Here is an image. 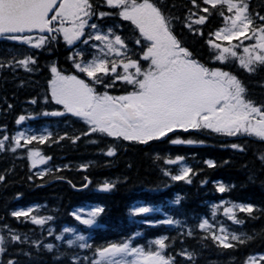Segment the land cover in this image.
I'll return each instance as SVG.
<instances>
[{
    "label": "trees",
    "instance_id": "1",
    "mask_svg": "<svg viewBox=\"0 0 264 264\" xmlns=\"http://www.w3.org/2000/svg\"><path fill=\"white\" fill-rule=\"evenodd\" d=\"M152 2L170 20L171 31L194 59L209 69L236 76L246 88L245 98L264 106V64L250 65L254 71L240 64V58L249 55L243 51L244 47H249L251 52L256 38L241 36L225 41L214 35L230 26L225 16H232L235 9L230 13L226 5L212 7L203 0H196L195 5L193 0ZM245 2L254 20L252 27L264 25V20L259 19L264 16V0ZM90 3L93 15L84 18L85 37L92 24L108 28L127 44L123 53L126 51L127 57L139 60L142 69H147L149 63L142 60L146 42L135 44L140 38L135 25L124 20L119 15L120 9L108 6L106 0H90ZM205 7L209 12L202 11ZM100 13L108 15L101 17ZM201 15L206 21L196 24L194 21ZM30 35L34 38L46 35L50 39L36 48L8 39V35L0 36V139L9 138L4 141L5 148L0 149L3 177L0 236L4 238L0 264H94L100 259L97 250L109 245L127 242L145 251H161L154 243L160 239L166 244L161 254L170 258V264H251L250 257H257V264H264V259L258 257L264 254V160L260 158L264 156V140L244 131L229 136L200 127L187 131L178 128L144 144L91 132V126L83 118L71 113L44 115L64 111L51 96V83L55 79L52 68L61 75H76L86 80L97 93L126 95L133 86L116 79L112 87H106L113 82V74L98 73L103 83H95L80 72L76 63L90 57L87 52L90 47H83L84 39L79 43L82 47L76 48L62 33ZM247 35H252L251 31ZM210 40L222 47H232L237 56L225 53L224 61L216 59L220 50L212 47ZM28 57L35 63H29L26 69L19 61ZM111 61L117 63L116 74L122 75L120 61L127 62V58L111 57L109 69ZM21 116L25 117L24 124L33 130L45 131L47 139L25 143L22 138L16 147ZM175 139L194 143L174 144ZM109 150L115 154L108 156ZM33 151L47 158L43 167L33 166ZM177 157L183 160L167 163ZM209 160L215 167L208 166ZM184 167L192 170L187 179L173 180L172 176ZM105 183L113 185L111 190H102ZM220 184L225 186L224 192L218 190ZM237 204L251 205L254 209L252 213L233 209L235 219L242 223H235L232 214L226 215ZM142 205L157 211L133 215V209ZM91 206L102 207L104 212L95 218L93 225H83L75 219L74 212ZM25 210L29 212L27 217L12 215ZM32 216L45 219V223H32ZM168 219L173 223H163ZM204 221L207 225L201 228ZM65 228L75 229L86 241L69 246L68 241H74L76 236H69ZM221 229L229 234L228 242L233 247L224 248L219 240L212 238L224 235ZM231 234L240 236L244 242L232 240ZM13 236L20 239L13 240ZM58 236L63 239H57ZM81 243L88 247L81 248ZM49 244L53 246L51 251L46 247Z\"/></svg>",
    "mask_w": 264,
    "mask_h": 264
},
{
    "label": "snow or ice",
    "instance_id": "2",
    "mask_svg": "<svg viewBox=\"0 0 264 264\" xmlns=\"http://www.w3.org/2000/svg\"><path fill=\"white\" fill-rule=\"evenodd\" d=\"M203 2L212 7L226 5L230 13H233L235 9L232 16H225V21H230V26L214 33L216 39L231 41L241 36L247 39L255 37L256 42L252 45L251 52L249 47H244L243 51L249 55L241 57L240 64L249 71L255 70L250 67L255 62L264 64V25L258 28L252 27L254 20L248 13V3L245 0H238V2L203 0ZM106 3L110 7L120 9L119 15L138 29L140 38L135 40V44L141 45L142 41L146 42L143 44L146 50L143 51L142 60L149 63L148 68L142 69L140 61L127 57L126 51L121 53L119 49H114L113 45L127 49V44L121 36L115 35L114 41H109L105 47L109 52L115 51L117 55H124L127 58V62L120 61L123 67L122 75L116 74V61H111L112 67L109 69L110 62L99 57L89 62L76 63L75 67L95 83H103L98 73H103L105 76L111 73L114 80L111 84L105 85L106 87H112L115 80L120 79L132 85L133 90L126 95L115 97L106 92L99 94L84 79L75 75H61L56 68H52L55 79L51 83V96L56 104L63 106L64 111L44 113V115L62 116L65 113H71L83 118L91 126V132L98 131L108 136L122 137L124 140H135L144 144L164 137L178 128L187 131L190 128L200 127L229 136L243 130L264 140V106H257L245 98L246 88L236 76L222 70L209 69L194 59L192 53L181 45L171 31L170 20L152 0H140V2L138 0H106ZM195 3L196 0H193L194 5ZM91 9L90 0H0V35L8 34V39L39 48L50 37L41 35L34 38L27 34L34 31L57 32L62 33L68 43H73L84 35L83 29L87 24L84 18H90L93 15ZM202 11L209 12V8L205 7ZM104 15L108 13H100L101 17ZM221 15H224L223 12ZM259 19L264 20V16H260ZM205 21L206 17L201 15L194 22L203 24ZM66 22L71 26L65 27ZM91 27L95 29L97 26L92 24ZM249 31L252 35L246 36ZM94 38L102 41L108 39L103 35H96ZM83 42L87 43L86 40ZM208 43L220 50V54L216 57L220 61L226 59L225 53L232 57L237 56L232 47H222L211 40ZM256 49L259 51L257 52ZM107 55L108 53H104V56ZM19 63L27 69L29 63H35V61L28 57L20 60ZM32 103L36 101L33 100ZM24 119L25 117H20V121ZM22 138L25 143L37 139L44 142L47 139L45 136L35 135L25 137L24 133H20L15 138L16 147L20 146ZM8 139L7 136L0 139V149L5 148L4 141ZM172 143L194 142L175 139ZM233 147L238 146L233 145ZM15 150L12 148V151ZM240 150L243 151L242 148ZM106 154L112 156L115 152L109 150ZM31 155L35 157L39 153L33 151ZM260 158L264 160V156ZM182 160L183 157H177L175 160H168L167 163L175 164ZM35 163L36 161L33 160V166ZM207 163L209 167H215L213 161L209 160ZM191 171V168L184 167L179 174L172 176V179L186 180ZM0 180H3L2 176ZM188 182L191 181L188 180ZM112 187L113 185L105 183L102 190L109 191ZM218 190L224 192L226 188L220 184ZM176 202L179 203V199ZM233 209L248 213L254 210L251 205H233L227 210L226 215L232 214L231 218L235 223H242V221L235 219ZM152 211L150 207L140 206L135 207L132 214L139 216ZM103 212L104 209L97 206L86 214L87 218L82 219L81 215L75 213L74 216L83 225L91 226L95 223V218ZM12 215L27 217L29 212L15 211ZM31 222L43 225L45 219L32 216ZM163 223L172 224L173 220L168 219ZM206 225L207 221H204L200 227L204 228ZM64 231L73 233L74 229L65 228ZM221 232L224 235H213L212 238L219 240L224 248L233 247L234 245L228 242L229 234L224 229H221ZM12 239L19 240L20 237L13 236ZM57 239H63V237L58 236ZM231 239L244 242L235 234H231ZM76 241H86V237L76 236L74 241H68L69 246ZM3 242L4 238L0 236V245ZM154 243L161 251L166 247L164 239L156 240ZM46 247L51 251L53 246L49 244ZM80 247H88V245L81 243ZM3 251V247H0V252ZM161 251H145L143 248L132 247L127 242L112 244L97 250L100 259L94 261V264H170V258L163 256ZM127 257H134V259L129 260ZM188 258L191 259V256L189 255ZM259 258L264 259V256ZM255 259L257 257H250L249 261Z\"/></svg>",
    "mask_w": 264,
    "mask_h": 264
},
{
    "label": "rangeland",
    "instance_id": "3",
    "mask_svg": "<svg viewBox=\"0 0 264 264\" xmlns=\"http://www.w3.org/2000/svg\"><path fill=\"white\" fill-rule=\"evenodd\" d=\"M87 25V24H86ZM65 27H70L71 25L68 23V22H66L65 23V25H64ZM86 29H87V26H85V28L83 29V32H84V34L86 33L85 31H86ZM96 35H103V36H107V40H104V41H102V40H96L94 37L96 36ZM83 37H84V35L83 36H81L80 37V39H78V40H75L73 43H71L73 46H77V44L78 43H80V41L83 39ZM114 38H115V35L109 30V29H107V28H104V27H96L94 30H93V32H92V34L90 35V37H86L85 39H84V41L86 40L87 41V43H85L84 45H88L89 47H90V49L92 48V50H91V55H90V57H89V59L87 60V62H89V61H91V60H93L94 58H97V57H99V58H104V59H107L108 61L110 60V58L111 57H115V56H119V55H117L116 54V52L115 51H112V52H109V50L105 47V45L109 42V41H114ZM234 39H236V38H233L232 40H234ZM231 40V41H232ZM226 41V40H225ZM94 47V48H93ZM113 47H114V49H119V51L121 52V53H123V48H120L118 45H113ZM99 48V50L101 51H98L97 49ZM104 53H108V55L107 56H104ZM215 70V69H214ZM64 76H72V75H64ZM76 76V75H75ZM78 77V76H77ZM78 78H80V77H78ZM80 79H82V78H80ZM87 82V81H86ZM89 83V82H88ZM103 93H105V92H103ZM103 93H99V94H103ZM107 93V92H106ZM109 95H111L110 93H108ZM111 96H114V95H111ZM115 97V96H114ZM24 120L23 121H21V123H22V126H21V129H20V131H19V133H18V135L20 134V133H24V136L25 137H28V136H32V135H35V136H37V137H40V136H46V132L45 131H40V132H38V131H36V130H33L28 124L26 125V123L24 124ZM243 131V130H242ZM33 160H35L36 161V163H35V166L36 167H39V168H41V167H43L46 163H47V158H45V157H43L42 155H38V156H35V157H31V161H32V163H33ZM41 161H44V162H41ZM143 206V205H142ZM95 207H97V206H91V207H83V208H79V209H77L74 213L75 214H79V215H81V217H82V219H84V218H87V213L89 212V211H91V210H93ZM138 207H140V206H138ZM146 207H149V206H146ZM150 208H152V207H150ZM153 209V211L152 212H156L157 210L156 209H154V208H152ZM152 212H150V213H152ZM150 213H148V214H150ZM70 235L69 236H72V237H74V236H78V232L74 229V232L73 233H69ZM261 256H264V254L263 255H259L258 257H261ZM251 264H257V261H256V259L254 260V261H251Z\"/></svg>",
    "mask_w": 264,
    "mask_h": 264
},
{
    "label": "flooded vegetation",
    "instance_id": "4",
    "mask_svg": "<svg viewBox=\"0 0 264 264\" xmlns=\"http://www.w3.org/2000/svg\"><path fill=\"white\" fill-rule=\"evenodd\" d=\"M107 29H108V28H107ZM93 30H94V29H93L92 27H89V30H88V33H87V36H88V37H90V35L92 34ZM87 36H86V37H87ZM86 37H85V38H86ZM85 38H84V39H85Z\"/></svg>",
    "mask_w": 264,
    "mask_h": 264
},
{
    "label": "water",
    "instance_id": "5",
    "mask_svg": "<svg viewBox=\"0 0 264 264\" xmlns=\"http://www.w3.org/2000/svg\"><path fill=\"white\" fill-rule=\"evenodd\" d=\"M33 33H39L38 31H34Z\"/></svg>",
    "mask_w": 264,
    "mask_h": 264
}]
</instances>
